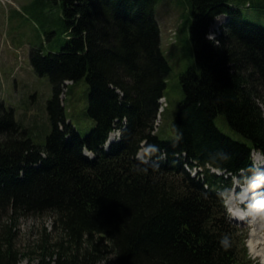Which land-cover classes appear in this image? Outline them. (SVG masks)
<instances>
[{
	"label": "trees",
	"instance_id": "obj_1",
	"mask_svg": "<svg viewBox=\"0 0 264 264\" xmlns=\"http://www.w3.org/2000/svg\"><path fill=\"white\" fill-rule=\"evenodd\" d=\"M54 1L66 44L29 51L34 71L47 74L53 89L44 144H35L0 101V264L28 255L16 246L18 218L46 212L58 236L34 246V264H254L246 232L225 217L216 189L252 164L253 150L264 155V27L244 20L228 0H187L199 70L188 66L182 73L173 137L164 140L152 132L170 72L157 0ZM219 14L228 20L208 39ZM81 79L89 87L86 115L94 121L84 135L59 106L64 81L72 87ZM218 116L232 134L216 125ZM116 127L121 138L105 151ZM142 142L160 148L147 172L137 170ZM85 146L93 158L83 154ZM220 152L230 155L220 161L223 175L209 168ZM183 162L199 167L197 175ZM225 232L233 239L229 249L219 243Z\"/></svg>",
	"mask_w": 264,
	"mask_h": 264
},
{
	"label": "rangeland",
	"instance_id": "obj_2",
	"mask_svg": "<svg viewBox=\"0 0 264 264\" xmlns=\"http://www.w3.org/2000/svg\"><path fill=\"white\" fill-rule=\"evenodd\" d=\"M228 3L241 11L244 20L253 22L254 18L264 27V0H228ZM155 16L160 28V49L169 62L170 72L165 79L163 92L166 105H158L152 132H156L161 139L169 140L173 137L170 124L182 99L181 75L188 66H193L196 70L199 68L189 35L191 15L188 1L157 0ZM225 20L226 16L223 14L214 17L208 29V33L214 34L213 38ZM67 39L59 1H0V101L12 109L15 120L38 145L44 144L51 130L47 104L53 89L47 74H37L34 71L29 51L32 48H41L46 53L51 49L57 51L65 46ZM71 83V80H66L62 85L59 106L64 112L66 123L72 122L84 135L94 125L93 119L86 115L89 87L84 79L77 81L72 87ZM215 122L223 132L232 134L230 126L220 116L216 117ZM253 154L264 159L257 152ZM190 169V174L193 175L195 171L191 167ZM236 225L246 230L248 236L249 228L246 223L236 222ZM17 228L16 246L20 252H28L26 257L20 258L18 264H34L35 259L31 260L35 256L34 246L41 244L44 237L54 240L58 236L50 212L38 216H20ZM108 257L112 258V254ZM255 262L258 264V260ZM100 264L107 263L102 260Z\"/></svg>",
	"mask_w": 264,
	"mask_h": 264
},
{
	"label": "clouds",
	"instance_id": "obj_3",
	"mask_svg": "<svg viewBox=\"0 0 264 264\" xmlns=\"http://www.w3.org/2000/svg\"><path fill=\"white\" fill-rule=\"evenodd\" d=\"M213 35L211 32L207 33L208 39H212ZM121 135L122 129L114 128L103 144L104 149L107 150L111 146L112 140H119ZM182 138L183 132L177 127L174 141L179 142ZM158 152H160V148L157 144L142 142V147L135 154L136 159L142 165V167L138 166L137 170L147 172L148 165L152 163V158ZM83 154L91 159L96 153L85 146ZM164 155V153H160V158H163ZM217 156L220 158L219 160H217ZM212 159L216 163L209 165L210 171L218 175L223 174L224 168L220 161L230 159V155L220 152ZM251 160L252 164L247 168H242L239 173L232 174L230 184L217 187L216 194L224 206L226 218L248 225L249 232L245 240L248 255L253 261L258 260V264H264V159L253 154ZM219 243L224 249L233 247L231 234L222 233Z\"/></svg>",
	"mask_w": 264,
	"mask_h": 264
},
{
	"label": "crops",
	"instance_id": "obj_4",
	"mask_svg": "<svg viewBox=\"0 0 264 264\" xmlns=\"http://www.w3.org/2000/svg\"><path fill=\"white\" fill-rule=\"evenodd\" d=\"M0 68H1V66H0Z\"/></svg>",
	"mask_w": 264,
	"mask_h": 264
}]
</instances>
